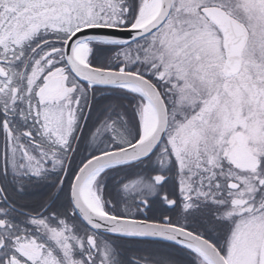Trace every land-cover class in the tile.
<instances>
[{"label": "snow or ice", "instance_id": "snow-or-ice-1", "mask_svg": "<svg viewBox=\"0 0 264 264\" xmlns=\"http://www.w3.org/2000/svg\"><path fill=\"white\" fill-rule=\"evenodd\" d=\"M0 264H264V0H0Z\"/></svg>", "mask_w": 264, "mask_h": 264}]
</instances>
